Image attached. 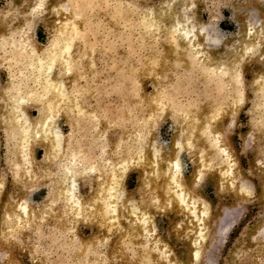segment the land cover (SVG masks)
I'll return each mask as SVG.
<instances>
[{
	"label": "rangeland",
	"instance_id": "374dc122",
	"mask_svg": "<svg viewBox=\"0 0 264 264\" xmlns=\"http://www.w3.org/2000/svg\"><path fill=\"white\" fill-rule=\"evenodd\" d=\"M176 17L195 31L206 57L189 52L171 28ZM69 21L76 34L65 27ZM242 26L252 34L240 40ZM23 27L27 45L19 50L12 43ZM69 40L73 66L63 79L75 100L61 102L55 113L66 142L62 155L43 164L44 149L35 145L39 167L32 164L14 180L17 138L0 125V264H264V101L254 87L264 75V0H0V116L6 87L43 90L37 57L60 52ZM55 61L53 75L61 77L60 57ZM33 100L25 106L31 118L43 106ZM187 132L179 176L185 182L197 171L189 194L208 216L207 236L192 262L186 250L196 227L174 204L171 185L152 159L153 146L165 152ZM76 151L96 170L77 178L84 199L77 212L59 194L60 162ZM114 172L123 174L127 195L145 203L152 235L132 217L108 221L99 189ZM20 196L30 204L24 215L15 211ZM155 238L167 245L168 259Z\"/></svg>",
	"mask_w": 264,
	"mask_h": 264
},
{
	"label": "bare ground",
	"instance_id": "6f19581e",
	"mask_svg": "<svg viewBox=\"0 0 264 264\" xmlns=\"http://www.w3.org/2000/svg\"><path fill=\"white\" fill-rule=\"evenodd\" d=\"M173 19L174 20L172 22L171 28L174 29L176 32L178 31L179 32L178 35H181V37L184 38V41L186 39L187 47H188V49L190 48L189 52L193 53L194 56L206 57V53L203 52V50H202L203 43L198 39V36L196 35L195 31L193 29H191L186 24L187 22L185 23L182 19H179L178 17L173 18ZM65 27L68 28L69 31L72 32L73 34H76L78 32L76 27H75V24L72 23L71 21L66 22ZM21 31H23V32L20 35L18 34L19 39H17L16 42L13 40L14 43H12V44H13L14 48H19V50H26V45H27L26 44L27 39L25 37V34H26L25 31L26 30L23 27V30H21ZM251 34H252V31H250L246 27L242 26L240 34H239L240 40H243V39H246L247 37H250ZM244 44H245V42L241 43V45H244ZM58 45L59 44H52V48H53V46L55 48H57ZM72 45H73L72 40H69L68 43L65 46H63V48L59 49L60 52H58V49L50 50L47 53L46 57H43V58L37 57V59L35 61L36 65L34 67L38 71V79L40 81L39 83L43 84L42 85L43 90H41L37 93H29V94L20 93V91H21L20 88H18L13 83H11L5 89L6 95H5L4 99H5L6 103L4 102L5 105H3L2 109H1L2 113L0 116V125H1V127H5L7 129H9L11 127V130H10L11 133H13L15 135V137L17 138V146L14 147V151H16L17 153L15 152L14 159L11 160V164H10L14 180L21 181L22 175L25 174V172L28 173L30 171V169L32 168V164L33 165L36 164L33 162V156H32V153H33L32 149L35 145H40L44 149V154H43V158L41 161V163H43V164H48L50 162L52 163L54 160H57V158H59L62 155L61 153L66 146V142L62 138V134L60 132V129L56 125L55 113H57L58 106L60 105L61 102L68 100V98L75 100L74 99L75 97L72 95L73 93H70L72 96L71 95L69 96V93L67 92V88H66L67 87L66 82L63 79V77L65 75L70 73L72 66H73L72 61H71V58H72L71 57V54H72L71 53V47H72ZM20 52H22V51H20ZM33 55H35V54H33ZM58 56L60 57L61 63H62L63 68H64V71L62 73L63 75H61V77H55L53 75V67H54L53 64H56V63H54V61L57 59ZM260 79H261V81L259 80L260 81V83L258 82L259 84L257 83L258 79L256 80L254 87H255V89H258V91L260 90V92L262 93L263 101H264V75L262 77H260ZM233 84H236V83H233ZM49 96H51V98H49ZM33 99H36V101L43 102V106L40 108V112H39L38 116L35 118H31L29 113L25 112L26 111L25 106ZM235 102H236V100H235ZM75 109L77 111V113L75 111L76 115L77 114L82 115V110L80 109L79 106L78 107L76 106ZM150 119H152V118H150ZM147 120H148V117H147ZM144 123H146V122H144ZM143 126L147 127V125H144V124H143ZM151 127L152 126H150V129H151ZM145 129H147V128H145ZM150 129H149V131L147 130V132H146L147 133L146 136L147 135L150 136L149 138L147 137V139H148L147 144L148 145L151 142V140H153V139H151L153 134L151 133L152 130H150ZM188 134L190 136L191 132H187V135L184 137L182 136V134H178L177 137H174L172 142H171L170 147L167 150H165V152H162V150L154 148V146H153L152 159L155 160L157 158V163H158L157 165L158 166L160 165L159 167H161V170L156 169L155 171L156 172H160V171L162 172L163 171L162 173H164V175L166 176L167 182H169V184L171 185L170 187H171L172 195L175 196V198H173L174 204H176V206L179 207L181 212L188 214L192 217V222L194 224V227H196L195 235L192 237V239H190V245L188 246V248L186 250V254H187L186 262L187 261L192 262L196 259V257H198V254H199L200 249L202 247L201 240L205 236H207V233H206L207 226L205 225V222H206L208 216L206 215V213H204V209L201 208L202 204L200 205L196 200L194 201L193 198L191 197V195L189 194L192 192V191L189 192L190 191V184L193 181L197 180V176H199L197 171L196 170L193 171L190 179L188 181H185V182L182 179L183 177L181 178L179 176L180 175L179 174L180 169H179L178 154H179V151H180V149L184 143H186V144L190 143V138L187 137ZM142 135H141V137H142ZM18 140H19V142H18ZM141 140H143V139H141ZM224 144H226V143H224ZM220 149L226 154V147L224 145H221ZM138 150H141V149L139 148V149H137V151ZM135 151H136V149H135ZM227 156L229 157V155H227ZM145 157H146V159L148 158L147 156H145ZM85 159H86L85 153H81L80 151H79V153H77V151H76L75 153L69 152V154L67 155V158H65L64 162H60L61 166H62V171H63L62 172L63 176L61 177V182H63L64 185L62 184L63 186H62V189L60 188L61 191L59 192V194L63 197V199L65 200V203L68 202L72 206L71 210H72V208H74V210L76 212L80 211V209L82 208V205L84 204V199L79 192V186H78L77 178L80 175L86 177L89 174L91 175L92 173H94L96 171L94 168L92 169V167L89 166L87 164V162H85L86 161ZM140 160H141V158H140ZM136 161H137V159H136ZM122 164H125V163H122ZM39 165L40 164H36V167L38 168ZM92 166H94V165H92ZM121 167H123V166H121ZM124 168L126 169V167H124ZM227 168H228V166H227ZM198 170H200V169H198ZM29 174H31V173H29ZM115 174H116V172H114L113 175L110 174V176L107 177V180L102 182V185L100 186L102 188L99 187L100 188L99 190H104L105 196L107 198V201L105 200L107 203L104 202V205H102V207L104 206V208H105L106 207L105 203L107 204V208H108V211L110 214L108 221L112 222L114 225L115 220H117V218L120 219V217H119L120 215L124 216L126 220H129V218L132 217V218H135L133 220H136L135 222L138 223V227L144 235H146V236L152 235L153 234L152 233L153 232L152 224H151L150 218L147 217V213H146V210L144 208L145 203L143 201L136 203V200L134 197L128 196L127 190L125 189V186L123 185V182L121 181V177H120L123 174H120L117 176ZM222 174H224V173H222ZM58 177H60V176H58ZM58 179H56V180H58ZM99 190H98V192H99ZM98 194L99 193H97V196L95 195L96 198L98 197ZM25 197H27V196H25ZM14 201H15V199H14ZM50 203L54 204V203H52V199H51ZM28 205L30 206V204H27V201L24 200V198H22L21 196L17 197L16 204H15V207H16L15 211L18 210L24 215L27 213V211L29 209ZM107 208H105V209H107ZM36 212H34V213H36ZM82 212H84V211H82ZM85 212H87V211H85ZM121 212H122V214H120ZM42 214H43V212H42ZM39 216H41V215H39ZM32 217H34V216H32ZM32 217H31V219H34ZM121 219H123V218L121 217ZM157 239L155 238V240H157ZM155 244H157L158 252L162 256H164L165 258H166V256H169L170 252L167 249V245L163 244L159 240L155 241ZM166 259H168V258H166ZM184 263H185V261L182 262V261H176L173 259H171V260L168 259L166 262V264H184Z\"/></svg>",
	"mask_w": 264,
	"mask_h": 264
}]
</instances>
